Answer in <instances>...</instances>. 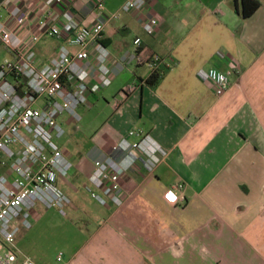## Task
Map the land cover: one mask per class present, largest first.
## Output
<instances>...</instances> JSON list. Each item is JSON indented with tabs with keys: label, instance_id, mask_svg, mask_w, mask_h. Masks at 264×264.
Returning <instances> with one entry per match:
<instances>
[{
	"label": "crops",
	"instance_id": "1",
	"mask_svg": "<svg viewBox=\"0 0 264 264\" xmlns=\"http://www.w3.org/2000/svg\"><path fill=\"white\" fill-rule=\"evenodd\" d=\"M11 1L38 14L36 0H0L3 14ZM125 1L105 0L103 13L99 0H49L45 7L63 27L105 22L103 43L116 58L140 38L148 53L173 62L155 88L145 65L115 67L100 92L96 70L89 72L93 91L79 112L89 119L93 144H61L74 169L60 185L72 200L70 213L84 217V239L56 263L264 264V0L249 18L241 0H150L143 15L108 20ZM147 15L158 20L155 34L143 29ZM59 44L42 41L39 56L49 60ZM211 68L233 70L222 96L208 80ZM133 83L138 89L118 107L120 92ZM95 109L103 116L97 125ZM133 129L144 136H129ZM108 156L125 168L120 207L101 206L88 191L89 177ZM180 182L185 203L169 205L163 196Z\"/></svg>",
	"mask_w": 264,
	"mask_h": 264
},
{
	"label": "built area",
	"instance_id": "2",
	"mask_svg": "<svg viewBox=\"0 0 264 264\" xmlns=\"http://www.w3.org/2000/svg\"><path fill=\"white\" fill-rule=\"evenodd\" d=\"M48 1H35V17L22 2H8L6 13L0 11V49L10 55L0 62V264H37L26 256L20 260L16 241L21 230L33 227L31 211L38 205L67 216L72 200L60 181L71 174L74 164L58 144L66 133L60 119L68 116L81 120L79 109L89 105L93 91L88 83L89 72L96 70V90L100 92L116 77L115 67L145 65L151 75L157 72L161 76L173 68L170 59L148 53L140 38L124 56L116 58L103 43L105 22L60 26L45 8ZM149 3L126 0L120 11L109 14L108 20H117L121 13L143 15ZM42 4L45 6L39 8ZM97 8L105 12V0H99ZM142 26L152 35L159 23L147 15ZM47 39L60 44L56 54L46 61L39 56L37 45ZM232 74V69L208 70V80L217 96L229 90ZM137 89L136 83L125 87L117 106ZM128 135L142 138L144 133L133 129ZM124 173L123 165L112 156L98 163L89 177L91 198L101 206L123 205L120 181ZM184 192L185 184L176 183L163 198L169 205H183ZM62 256L60 253L59 261Z\"/></svg>",
	"mask_w": 264,
	"mask_h": 264
},
{
	"label": "rangeland",
	"instance_id": "3",
	"mask_svg": "<svg viewBox=\"0 0 264 264\" xmlns=\"http://www.w3.org/2000/svg\"><path fill=\"white\" fill-rule=\"evenodd\" d=\"M9 56L6 50L0 49V62ZM126 76L125 74L121 79ZM81 116L80 121L68 116L60 119L68 127L67 134L65 133V136L58 140L61 148L65 146L61 145L63 143L69 147L80 149H88L92 146L93 137L88 129L89 119L82 114ZM92 118H96V125L99 124L103 120L101 110H92ZM81 203L89 210V213H97L94 209V202L88 200L87 197H84ZM69 209L68 206L66 209L67 216H62L56 209H47L42 205H38L31 211L33 227L29 230H21L17 236L16 244L20 260L26 256L37 264H57V257L60 252L67 249L71 250L74 243L84 239V235L80 234L78 227L80 225L85 227L83 224L84 217L73 216Z\"/></svg>",
	"mask_w": 264,
	"mask_h": 264
},
{
	"label": "trees",
	"instance_id": "4",
	"mask_svg": "<svg viewBox=\"0 0 264 264\" xmlns=\"http://www.w3.org/2000/svg\"><path fill=\"white\" fill-rule=\"evenodd\" d=\"M238 0H235L237 2ZM261 2L259 0H241V12L244 18H249L260 7ZM168 72V71H167ZM164 78L159 73L155 72L148 80L149 85L156 87L160 81Z\"/></svg>",
	"mask_w": 264,
	"mask_h": 264
}]
</instances>
